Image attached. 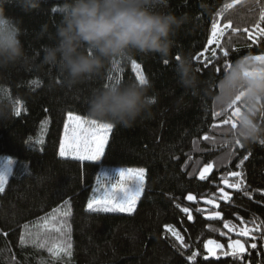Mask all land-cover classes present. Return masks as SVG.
<instances>
[{
	"label": "trees",
	"instance_id": "obj_1",
	"mask_svg": "<svg viewBox=\"0 0 264 264\" xmlns=\"http://www.w3.org/2000/svg\"><path fill=\"white\" fill-rule=\"evenodd\" d=\"M231 2L167 0V5L158 10L182 17L184 23L171 37L174 45L166 59L141 53H133L131 59L113 58L99 73L70 88L55 66L41 63L42 46L54 42L49 35L54 34L60 19L62 0H41L37 8L27 10L15 4L5 5L6 14L19 21L23 49L33 65L0 70V107L8 113L6 118H0V158L15 162L5 191L0 193V264H264V238L260 232L253 233L255 241L242 237L247 249L242 257L204 259L206 240L226 242L240 237L229 232L225 222L237 230L252 227L253 219L257 224L264 223V143L237 145L225 131L230 128L222 124L225 117L213 115L219 110L211 103L210 94L224 73L223 53L217 48L213 57V44L204 57L195 59L207 45L218 12L222 23L231 19L234 27L251 29L259 19L260 4H264V0L260 4L242 0L222 11L224 4ZM44 26L47 31L42 34ZM221 44L229 52L230 64L264 54V39L253 45L243 31L233 34L229 30ZM177 55L191 60L198 79L196 89L180 85L174 70ZM205 59L211 64L205 65ZM133 60L141 65L148 81L143 87L150 113L131 127H113L100 161L61 158L59 141L67 113L88 118L91 93L117 78L121 83L139 84L132 71ZM17 109L20 115H16ZM205 135L212 139L204 140ZM241 160L244 163L237 168ZM207 163L213 164V170L200 180V170ZM103 165L145 169L144 190L133 213L87 210V200L94 193ZM230 171L243 173L248 194L225 188L231 199L221 200L219 189L225 186L220 178ZM229 179L234 182L236 178ZM189 194L196 200H187ZM207 199L216 200L217 207L205 204ZM64 200L71 208L66 218L67 235L63 237L71 238V256L52 259L46 248L32 243L21 245L24 225H29L35 239L40 217L53 208H62ZM184 207L190 209L191 220L181 210ZM216 211L221 216L209 219ZM166 225L180 233L186 247L180 246ZM48 239L51 243L58 234L51 233ZM253 242L256 249L250 248ZM193 251L198 256L189 261Z\"/></svg>",
	"mask_w": 264,
	"mask_h": 264
},
{
	"label": "clouds",
	"instance_id": "obj_2",
	"mask_svg": "<svg viewBox=\"0 0 264 264\" xmlns=\"http://www.w3.org/2000/svg\"><path fill=\"white\" fill-rule=\"evenodd\" d=\"M40 2L0 0V70L33 65L23 49L19 21L6 14L5 5L27 10ZM166 5L167 0H62L60 19L54 34L49 35L54 42L42 46L41 63L55 66L70 88L99 73L113 58L131 59L133 53H141L166 59L174 45L171 37L184 23V18L158 10ZM46 31L44 26L42 34ZM178 56L174 70L180 85L196 89V69L188 56ZM214 88L210 98L218 112L227 114L233 107L239 108L236 127L225 130L231 141L264 143V64L248 57L237 59ZM149 113L150 101L140 83L114 82L94 90L88 99V118L113 127H131ZM7 115L0 107V118Z\"/></svg>",
	"mask_w": 264,
	"mask_h": 264
},
{
	"label": "snow or ice",
	"instance_id": "obj_3",
	"mask_svg": "<svg viewBox=\"0 0 264 264\" xmlns=\"http://www.w3.org/2000/svg\"><path fill=\"white\" fill-rule=\"evenodd\" d=\"M242 0H232L231 3H225L222 11H227L232 9L235 5L240 4ZM257 4H260V0H255ZM221 13H217V19L211 24V35L207 40V45H205L204 51L198 53L195 59L200 60L201 57H204V53L209 51V46L215 44V48L211 49V54L214 57L216 55V49L218 48L225 57V67L223 70L230 68L231 64L228 63L229 52L221 44L222 38L225 36L226 32L229 30L233 33H239L243 31L247 33V39L251 41L253 45L258 44L261 39H264V4H260V14L259 19L255 22L254 26L249 29L247 27L240 29L239 27L233 26V21L228 19L226 23H222L219 17ZM252 61L264 64V55H255L248 57ZM175 59H179L177 55ZM165 64H168V61H164ZM205 65L211 64V60L205 59ZM132 71L136 73V78L141 85L148 83L145 76L141 71V65L135 60L131 64ZM221 69H217L220 71ZM247 74V73H246ZM114 82H121L117 78ZM239 100V97H237ZM19 104V101H17ZM239 112L238 107H233L229 113L222 114L220 112H214L213 115L216 117L224 116L222 120L223 125H230L231 128L236 127L235 117ZM16 115H20L19 109L16 111ZM113 130L111 124H106L98 122L96 120H90L81 115H76L71 111L67 113V119L64 123L63 135L59 141V156L61 158H70L77 161H97L104 154L105 146L108 142L109 135ZM204 140H211L212 137L205 135ZM237 145L240 142L235 141ZM248 157L245 156L244 160H247ZM244 160L240 161V164H237L236 167L240 168L244 163ZM14 161L10 158H6L4 162L3 170H0V193L5 191V185L8 183V176L11 171V166ZM213 170V164L207 163L200 170L199 178L200 180H205L207 175ZM118 179L113 183H105V178L102 176H97L96 181L99 185L98 188L94 189V192L100 193L99 195H93L87 200L86 208L88 211L96 212H120L131 214L136 208L137 201L139 200L143 190H144V180H145V169L143 168H121L117 173ZM236 178L231 181L229 178ZM221 183L225 186L219 189L221 200H230V194L225 191V188L235 189L237 191H243L246 195L248 190L245 188V183L243 179V173L241 171H230L226 175L222 176ZM129 183L134 184V189L129 190ZM123 193V196L117 198V192ZM187 200L195 201L196 197L189 194ZM205 204L212 205L217 207L216 200L207 199L204 201ZM179 207V205H177ZM184 213L189 214L188 219H192L190 214V209L184 207L181 209ZM200 211V209H197ZM71 215V208L69 207V201H63L62 208H53L50 213L40 217V222L35 225L39 231L36 233V238L33 239V233L29 230V225H24V233L21 234L20 243L21 245L32 243L35 247L47 249V252L50 253L52 259H60L62 255L71 256V238L65 240L63 237L67 235L68 225L66 218ZM221 216L219 211L213 212L208 218L216 219ZM245 223L244 221H241ZM252 227H242L238 230L235 225L225 222L224 227L228 229L229 232H236L237 236L240 237H251L255 241L256 237L253 235L254 232H260L262 234L261 238H264V223L257 224L256 220L253 219L251 222ZM166 230L171 232L177 241L180 242L181 247H186L183 237L180 233L172 226L166 225ZM51 233L58 234V239L49 243V235ZM224 235V233H221ZM246 241L242 242L240 239H231L229 238L227 249L225 251V246L216 240L209 239L204 242V249L207 252V255L204 257L205 260L209 258L219 259L221 256L224 257H242L246 253L247 249L245 247ZM251 249H256L257 244L255 242L250 244ZM198 256L196 251H193L188 257L189 261H195Z\"/></svg>",
	"mask_w": 264,
	"mask_h": 264
},
{
	"label": "rangeland",
	"instance_id": "obj_4",
	"mask_svg": "<svg viewBox=\"0 0 264 264\" xmlns=\"http://www.w3.org/2000/svg\"><path fill=\"white\" fill-rule=\"evenodd\" d=\"M259 55H264V54H259ZM255 62V61H254ZM255 63H257L258 64V62H255ZM89 119V118H88ZM99 122V121H98ZM102 157V156H101ZM5 159L6 158H0V170H3V167H4V162H5ZM101 160V158L99 159V160H97V161H100ZM14 161V160H13ZM14 164H15V162L13 163V165L11 166V170L13 169V166H14ZM121 168H141V167H126V166H106V165H103L101 168H100V170H99V173H98V176H102V177H104L105 178V183H113V182H115V180L116 179H118V177H117V173H118V171H119V169H121ZM10 173H11V171H10ZM10 173H9V175H10ZM9 177V176H8ZM99 187V185L97 184V181H96V183H95V186H94V189H96V188H98ZM128 189L129 190H133L134 189V184L133 183H129V185H128ZM100 193H98V192H94L93 193V195H99ZM92 195V196H93ZM116 196H117V198H120V197H122L123 196V193H121V192H117L116 193ZM138 202V201H137ZM120 213V212H119ZM232 239H240L242 242H245L244 241V239L242 238V237H235V238H232ZM209 240V239H208ZM212 240H214V239H212ZM207 241V240H206ZM217 242H219V243H221V244H223L224 246H225V251H228V249H227V244H228V241L229 240H227L226 242H224V241H220V240H216ZM245 247H246V244H245ZM206 251V250H205ZM206 255H207V252H206Z\"/></svg>",
	"mask_w": 264,
	"mask_h": 264
}]
</instances>
